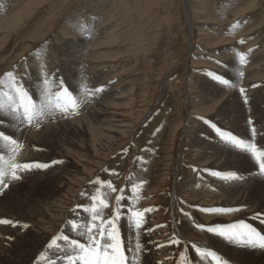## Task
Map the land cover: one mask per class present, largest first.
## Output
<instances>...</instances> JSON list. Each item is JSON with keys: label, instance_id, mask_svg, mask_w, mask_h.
I'll use <instances>...</instances> for the list:
<instances>
[{"label": "rangeland", "instance_id": "1", "mask_svg": "<svg viewBox=\"0 0 264 264\" xmlns=\"http://www.w3.org/2000/svg\"><path fill=\"white\" fill-rule=\"evenodd\" d=\"M0 5V77L16 73L28 84L24 86L30 94L39 98L43 64L49 76L62 80L73 93L79 92L81 84L104 88L78 114L46 119L38 128L23 126L27 130L22 135L10 133L16 123L0 117L7 120L0 130L25 145L18 162L51 165L21 173L19 181L0 190V204H10L14 213L26 211L27 204L44 212L43 222L20 214L29 218L25 223L9 215V210L0 212V219L27 225L23 233L18 225L16 231L0 225L1 257L12 258L13 264L15 251L27 257L23 264H31L36 253L30 255L17 243L28 234L36 238V246L23 244L28 248L33 244L40 256L50 258L59 255L48 245L61 232L86 243L70 230L68 221L90 219L83 206L90 203L88 196L96 187L90 182L97 177L117 189L109 193L106 218L112 214L119 189H125L127 199L122 201L117 226L125 247L134 246L136 230L129 220L131 176L135 182L145 181L134 207L152 209L144 216L147 234L139 237L140 264H177L181 252L192 264H199L193 244L213 247L228 264H264L255 249L195 227L202 224L196 217L200 212L207 216L205 226L244 221L264 233V223L245 214L249 210L241 215L200 211L229 208L240 195L248 200V207L259 206L264 219V186L257 165L250 154L222 143L211 126L244 139H251L250 129L255 127V142L264 146V0H0ZM85 20L92 27L88 39L75 30ZM237 52L246 55L247 64H239ZM239 71L244 73L242 78ZM209 73L238 86L226 88ZM110 133L116 135L114 145L104 149L100 145L106 141L96 152L95 144ZM54 160L61 163L52 164ZM212 171L235 172L243 179L226 182ZM82 192L88 195L81 196ZM77 205L81 207L73 213ZM181 209L192 219L184 217ZM173 239L181 243L173 244ZM0 264L8 263L0 260ZM39 264L45 261L39 259Z\"/></svg>", "mask_w": 264, "mask_h": 264}, {"label": "snow or ice", "instance_id": "2", "mask_svg": "<svg viewBox=\"0 0 264 264\" xmlns=\"http://www.w3.org/2000/svg\"><path fill=\"white\" fill-rule=\"evenodd\" d=\"M2 6L0 5V7ZM237 26L233 25L234 28ZM75 30L80 32L86 39L91 38L92 27L86 20L77 23ZM236 56L240 65L248 63L245 54L237 52ZM40 67L43 79L40 81L41 90L39 98L30 94L21 82L22 77H19L16 73L9 71L3 77H0V117H6L14 121L17 129H22L25 125L38 128L46 119L55 118L56 116L67 117L69 115H76L84 105L90 103L95 96L104 91L103 87L90 89L86 84H81L79 92L73 93L65 87L62 80L57 82L54 76H49L44 71L43 64ZM209 75L226 88H236L238 86L221 75L213 73H209ZM237 75L242 78L244 73L239 71ZM239 91L244 96L245 103H247L245 89L241 87ZM6 123V119H0V127ZM205 123H208V121H205ZM248 124L252 125V120H249ZM211 126L221 142L226 146L250 154V157L258 167V173L264 175V146H258L255 142L258 134V130L255 127H251L250 129L251 139H244L237 137L229 131L221 130L215 125ZM23 147L24 145L19 143L13 136L0 130V190L8 188L10 182L19 181L22 178L21 173L47 169L51 166L48 163L41 162H18L17 156ZM4 149H7L6 153L3 152ZM57 163L61 162L52 161V164ZM211 175L226 182H236L243 179L242 176L235 172L222 173L212 171ZM128 179L131 182L130 190L133 205L129 209V220L131 226L136 230L134 246L125 247L117 226L123 215L121 212L122 201L127 199L124 195L125 189H119V194L116 195L115 202L112 205V214L106 218L104 210L110 207L109 193L117 192V189L111 181L101 180L97 177L94 181L90 182L96 186L95 192L88 196L90 203L83 206V211L88 213L90 219L86 221L78 219L68 221L70 230L77 237L86 240V243L81 242L80 239L71 238L69 235L61 232V234L53 237L48 245V249H55L59 255L55 258H50L45 257L42 253L39 259H43L45 264H59L60 261H63L64 264H140L141 253L143 252V245L139 238L140 230L144 224L145 213L152 211V209L138 210L134 207L141 198L140 192L145 181L140 180L135 182L131 176ZM80 195L84 196L88 194L82 192ZM80 207V205H77L72 210L73 213H76ZM180 211L184 217L192 219L190 213L184 212L183 209ZM200 211L210 214H232L241 211V209L203 208ZM253 219H260V222L264 223V219H261L260 213L255 214ZM193 223L195 224V221ZM0 225L15 227L16 222L8 219H0ZM23 227L26 228L27 225H23ZM195 227L200 231H206L221 237L231 244L264 250V233L244 221H238L226 226L195 224ZM60 241L63 243H59ZM171 243L179 245L181 241L179 239H173ZM192 248L201 261V264H228L226 259L207 246L193 244ZM37 264H39V260ZM177 264H192V261L185 252H181Z\"/></svg>", "mask_w": 264, "mask_h": 264}, {"label": "bare ground", "instance_id": "3", "mask_svg": "<svg viewBox=\"0 0 264 264\" xmlns=\"http://www.w3.org/2000/svg\"><path fill=\"white\" fill-rule=\"evenodd\" d=\"M102 55V54H101ZM102 64V63H101ZM100 65V64H99ZM56 70V69H55ZM106 70V69H105ZM32 72V71H31ZM100 72H102V71H100ZM33 75V74H32ZM40 78V77H39ZM108 83V82H107ZM25 86L26 85H28V84H24ZM41 86V85H40ZM28 87V86H27ZM27 90H29V89H27ZM109 91V90H108ZM107 91V92H108ZM30 93H32V92H30ZM101 95V94H100ZM101 98V97H100ZM101 99H103V98H101ZM101 99H99V100H101ZM259 99V98H258ZM97 106V105H96ZM92 112V111H91ZM94 112V111H93ZM93 112L91 113V114H93ZM89 114V113H88ZM73 116V115H72ZM258 116H260V113H258V112H256V116H255V119H258ZM62 119V118H61ZM253 119V118H252ZM259 121V120H258ZM256 122V121H255ZM48 124V123H47ZM64 124V123H63ZM56 125V124H55ZM54 125V126H55ZM58 125H60V124H58ZM57 125V126H58ZM26 126V125H25ZM50 126V125H49ZM51 126H52V124H51ZM54 126H53V129H54ZM45 127H47V126H45ZM44 127V128H45ZM66 127V126H65ZM48 128V127H47ZM47 128H45V131H46V129ZM51 129V128H50ZM25 130H27L26 129V127H25V129L24 130H22V129H17V127H16V125H14V129H12L11 131H10V133H14V134H16V135H22V133H23V131H25ZM29 130V129H28ZM44 130V129H43ZM55 130V129H54ZM36 131V130H35ZM48 131V130H47ZM46 131V132H47ZM81 131V130H80ZM31 132H33V131H31ZM42 132V131H41ZM44 132V131H43ZM111 132H114V133H117V131H111ZM120 132V131H119ZM261 132V131H260ZM27 133H28V131H27ZM56 133V132H55ZM118 134V133H117ZM24 135V134H23ZM263 137V136H262ZM16 138H18V137H16ZM15 138V139H16ZM41 138V137H40ZM193 138V137H192ZM19 139V138H18ZM42 139V138H41ZM115 139H116V135L114 136V134L113 133H110L109 135H107V137H105V138H101V140L99 141V144L97 143V144H95L96 146H95V151L97 152L100 148H99V145L100 144H102V143H104V142H106L107 141V143H105V144H103V145H100V146H103L104 147V149L106 148V147H109V146H112V144L115 142ZM40 140V139H39ZM32 141V140H31ZM35 141V140H34ZM21 142V141H20ZM27 142V141H26ZM40 142V141H39ZM43 142V141H42ZM41 142V143H42ZM91 142V141H90ZM27 145V144H26ZM114 145V144H113ZM25 146V145H24ZM28 146V145H27ZM259 146V145H258ZM92 147V146H91ZM25 148V147H24ZM110 149V148H109ZM101 150V149H100ZM6 151V150H5ZM25 151V150H24ZM93 151V150H92ZM191 151V150H190ZM7 152V151H6ZM5 152V153H6ZM24 153V152H23ZM27 153H28V150H27ZM37 153V152H36ZM26 153H24V156H26L25 155ZM30 155V154H29ZM34 155V154H33ZM199 155V154H198ZM21 156L23 157V155L21 154ZM28 156V155H27ZM21 157V158H22ZM25 158V157H24ZM28 158V157H27ZM23 159V158H22ZM49 160V159H48ZM215 160V159H214ZM55 161V160H54ZM20 162V161H19ZM22 163V162H21ZM194 167V166H193ZM57 170V169H56ZM54 171H55V169H54ZM36 172V171H35ZM52 174V173H51ZM59 174V173H58ZM23 176V175H22ZM52 176V175H51ZM51 176H50V178H51ZM56 176V175H55ZM54 176V177H55ZM262 176V180H263V182H261V184H262V186H264V175H261ZM43 178H45V177H43ZM200 178V177H199ZM208 178H209V176H208ZM60 179V178H59ZM88 179V178H87ZM203 179V178H202ZM45 180V179H44ZM28 181V180H27ZM56 181H59L58 179L56 180ZM89 182V181H88ZM210 182V181H209ZM209 182H207L208 184H210ZM218 182V181H217ZM189 183V182H188ZM192 183V182H191ZM203 183H206V182H203ZM212 183V182H211ZM12 184V183H11ZM10 184V185H11ZM214 183H212L210 186H212ZM16 185V184H15ZM190 184H188V186H189ZM218 185V184H217ZM32 187V186H31ZM228 187V186H227ZM227 187L226 188H223V191L224 192H226V190H227ZM191 188V187H190ZM208 188V187H207ZM229 188V187H228ZM61 189V187H59V190ZM262 189V188H261ZM185 190V189H184ZM204 190V189H203ZM215 190V189H214ZM206 191V190H205ZM208 191V190H207ZM220 191V190H219ZM187 192V191H186ZM246 191L244 190L243 191V193H245ZM227 193V192H226ZM221 194V193H220ZM261 194V193H260ZM27 195V194H26ZM224 195V194H223ZM232 195V194H231ZM25 196V195H24ZM51 197V196H50ZM240 195H236V197H234V199H233V204H231L230 205V207L229 208H240L241 209V211H239L238 213L241 215V212H244V211H247V210H249V212L248 213H245V214H247V215H251L252 214V219H253V217H254V215L255 214H257V213H259V209H258V207L259 206H252V207H248V206H250L249 204H248V200L246 201V199H240ZM30 198V197H29ZM173 199V198H172ZM85 201V200H84ZM260 201V200H259ZM258 201V202H259ZM32 202H33V200H32ZM45 202H46V200H45ZM201 202V201H200ZM227 201L225 200V203H226ZM250 203V202H249ZM256 203V202H255ZM251 204V203H250ZM24 205V204H23ZM206 205V204H205ZM227 205V204H226ZM229 205V204H228ZM234 205V206H233ZM247 205V206H246ZM257 205V204H256ZM16 206V205H15ZM208 206V205H207ZM25 207H27V209H26V211H24L23 213H21V209H19V208H17V209H14V210H18L16 213H14L13 212V209L11 208V205L10 204H7L6 203V205H4V203H1L0 204V212H2V213H6L8 210H9V212L11 211V213L9 214V215H11L12 213V215H16L17 217H18V219L19 220H21V221H23L24 223L26 222V221H28V219L29 218H25L24 216L22 217L21 215L23 214V215H26V214H28L29 215V217H34V218H39V221L40 222H43L42 220H40L42 217V215H44V212L42 211V210H38V212H36V210L35 209H32V208H30L31 206L29 205V204H27V205H25ZM199 209V208H198ZM202 209V208H201ZM264 210V209H263ZM196 211V210H195ZM198 212V211H197ZM261 212H263V211H261ZM21 214V215H20ZM53 214V213H52ZM174 214V213H173ZM261 214V219H263L262 218V213H260ZM264 214V213H263ZM203 215V214H202ZM201 214H200V212L199 213H197L196 214V217L199 219V220H201V222H202V224L203 225H205V223H204V220H206L207 219V216H202ZM205 215V214H204ZM221 215V214H220ZM71 216V215H70ZM178 216V215H177ZM41 217V218H40ZM175 217V216H174ZM216 217V216H215ZM250 217V216H249ZM87 218V217H86ZM18 219H17V221H18ZM145 219V218H144ZM178 220V219H177ZM254 220H259L260 221V219H254ZM253 220V221H254ZM196 221V220H195ZM125 222V221H124ZM207 222V221H206ZM233 222V221H232ZM197 223V222H196ZM23 223H21L20 221H19V223L17 224L18 226H20L19 227V231L20 232H24L25 231V229L27 228H25V227H23V225H22ZM198 224V223H197ZM17 225H16V227H17ZM124 225V224H123ZM130 225V224H129ZM176 226V225H175ZM16 227L15 228H13V229H11L12 231L14 230V231H16L17 229H16ZM121 227V226H120ZM177 227V226H176ZM123 228V227H122ZM126 228V227H125ZM124 228V229H125ZM127 229V228H126ZM129 229V228H128ZM11 231V232H12ZM177 231V230H176ZM18 232V231H17ZM26 232V231H25ZM124 232V231H123ZM126 232H128V231H126ZM131 232V231H130ZM140 233H141V235H144V234H147L146 232H145V230L143 229V227H142V230L140 231ZM19 234V233H18ZM177 234H178V231H177ZM206 234V233H205ZM73 235V234H72ZM211 235V234H210ZM21 236V235H20ZM128 236V235H127ZM209 236V235H208ZM6 237V236H5ZM23 237H25L24 235H23ZM75 237V236H74ZM215 237V236H214ZM26 239L24 240V239H22V241H20V242H18V240H17V243H21L20 244V248L22 249H24L23 251H25V252H27V253H29L30 255H34L35 253V259H34V261H31L30 263L32 264L33 262L35 263V262H37L38 260H39V258L41 257L40 256V252L38 251L37 252V250H38V248L37 249H33L34 248V246H36V243H34V240H36V238L34 237V238H32L31 236H29V234L27 235V237H25ZM212 238V237H211ZM20 239V238H19ZM125 239H127L126 237H125ZM11 240H9V242H10ZM41 241V240H40ZM214 241V240H213ZM218 240L216 239V242H217ZM25 242H33V244H34V246H33V244H31V248H28L27 247V245H24L23 243H25ZM15 243V242H14ZM46 243H48V241L46 242ZM197 243V242H196ZM145 244V243H144ZM45 246V245H44ZM200 246H204L203 244H200ZM207 246V245H206ZM208 248H210L209 246H207ZM225 247V246H224ZM9 249V248H8ZM14 249V248H13ZM211 249V248H210ZM212 249H213V247H212ZM211 249V250H212ZM8 251V250H7ZM214 251V250H213ZM240 251V250H239ZM255 251V255H256V257L257 258H259L260 259V261L262 262V261H264V250H260V249H255L254 250ZM5 252V251H4ZM48 252V251H47ZM15 253V256H17L16 257V259H17V262L16 261H14L13 262V264H23L24 263V261L27 259V257H25V254L23 255V256H20V254L18 253V252H13V254ZM56 254H59V253H56ZM50 255V254H49ZM27 256V255H26ZM47 256H48V254H47ZM51 256V255H50ZM53 256V255H52ZM147 256V255H146ZM18 257H21V258H18ZM49 257V256H48ZM55 257V256H54ZM234 257V256H233ZM195 258V257H194ZM12 258H9L8 260H6L5 259V257H1L0 256V260L1 261H3V263H8V264H12V260H11ZM200 261V260H199ZM228 261V260H227ZM64 263V262H63ZM229 263V262H228ZM62 264V263H61ZM199 264H201V261H200V263Z\"/></svg>", "mask_w": 264, "mask_h": 264}]
</instances>
